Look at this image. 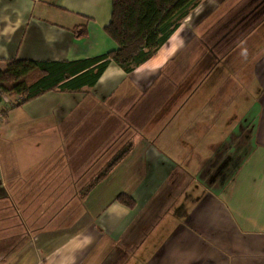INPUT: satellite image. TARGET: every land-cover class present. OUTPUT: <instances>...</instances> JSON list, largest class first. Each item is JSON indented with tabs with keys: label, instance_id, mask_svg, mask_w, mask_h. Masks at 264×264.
<instances>
[{
	"label": "crops",
	"instance_id": "0c3cea01",
	"mask_svg": "<svg viewBox=\"0 0 264 264\" xmlns=\"http://www.w3.org/2000/svg\"><path fill=\"white\" fill-rule=\"evenodd\" d=\"M110 14L111 0H0V70L114 50ZM263 23L264 0H205L131 72L4 97L0 264H264V45L223 64Z\"/></svg>",
	"mask_w": 264,
	"mask_h": 264
},
{
	"label": "trees",
	"instance_id": "16d2710c",
	"mask_svg": "<svg viewBox=\"0 0 264 264\" xmlns=\"http://www.w3.org/2000/svg\"><path fill=\"white\" fill-rule=\"evenodd\" d=\"M201 0H111L110 20L105 33L115 41L114 50L75 60L13 59L0 70L2 95H18V105L52 90H79L94 85L110 62L125 72L153 55L180 26ZM16 103V104H17ZM128 149L114 158L102 171L111 170ZM99 178V177H98ZM92 184H89V189ZM133 206L131 197L116 198Z\"/></svg>",
	"mask_w": 264,
	"mask_h": 264
},
{
	"label": "rangeland",
	"instance_id": "374dc122",
	"mask_svg": "<svg viewBox=\"0 0 264 264\" xmlns=\"http://www.w3.org/2000/svg\"><path fill=\"white\" fill-rule=\"evenodd\" d=\"M203 1H205V0H201L200 2L202 3ZM206 21H207L206 17H204L203 14L201 15V17L199 19L195 18L196 28L192 30V34L194 37H197V35L202 34L203 29H205V27L207 26ZM253 31H254V27L248 25V27L246 29L242 30L243 34L244 33L247 34V35H245V37H243V39H235V38L231 39L230 48H232V54L230 53V55L225 58V60L223 62L224 65L230 64L232 67H235V66H237V64H233V63H235V61H237V60H238V64H240L242 62H246V57H247V53L245 51L246 49H249L252 46H253V48H256V47L260 48V46L263 47V45H264V23L262 25H260L254 33H252ZM202 41L207 42L206 39H203V40L201 39V40H199V44H200V42L202 43ZM202 48L204 49L205 46L203 45ZM205 49L212 51L213 45H210V47H207ZM207 53H209V52L208 51L206 52V57L203 58L202 63L206 62L205 64H209V60L212 59L213 56L211 55V53L209 55H207ZM27 60H29V59H27ZM231 76H233V75H231ZM238 77L239 76H236L237 79H238ZM4 97H6V99L8 97H11V99L13 100L15 96H14V94L6 95V96L3 95L2 100ZM6 105L10 106L9 104H6Z\"/></svg>",
	"mask_w": 264,
	"mask_h": 264
}]
</instances>
